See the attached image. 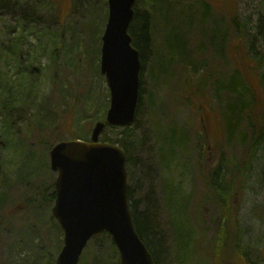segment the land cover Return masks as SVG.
<instances>
[{"label": "rangeland", "instance_id": "rangeland-1", "mask_svg": "<svg viewBox=\"0 0 264 264\" xmlns=\"http://www.w3.org/2000/svg\"><path fill=\"white\" fill-rule=\"evenodd\" d=\"M206 1L213 8L197 6L195 0L185 1L183 11L177 10L183 13L175 28L184 39L185 56H191L192 47L199 75L191 76V66L177 56L170 63L168 49L160 46L162 38L154 34V46L166 52V65L170 68L167 66V77H161L153 68L152 57L147 58L141 72L140 107L127 132H132L131 161L126 166L128 184L138 208L145 207L140 201L151 192L149 198L155 203L153 221L164 238L161 264H214V251L216 264L225 262L230 255L225 247L217 242L211 248L219 230L220 211L203 175L204 171L213 174L220 153L232 159L248 152L246 121L240 122L239 131L229 137L216 110L220 103L225 105L226 93L219 92L221 99L217 102L213 86L214 80L226 81L239 67L248 72L252 63L241 53L246 48L250 51L252 46L255 49L253 44L257 42L252 43L247 36L237 37L234 28L223 19L236 11L240 15L262 11L264 2L259 8L260 0ZM89 2L94 7L88 13ZM190 2V15L202 25L194 23L191 27L186 13ZM135 7L138 13L142 11L138 0ZM106 18L105 0H0V194L6 197L0 210V264H37L41 262L38 257L46 252L55 264L63 233L55 229L52 204L43 201L39 190L46 189L56 178V172L49 167L52 145L70 136L88 139L94 123L104 117L109 107V90L99 73ZM222 36L227 41L219 48ZM208 70L212 79L207 77ZM202 77L207 80L206 86ZM198 81L205 93L192 90L191 82L195 87ZM4 106L14 108L10 122L3 121ZM121 131L122 128L108 126L100 139L119 138ZM198 132L203 148L208 149L204 171L196 158ZM255 155L253 165L243 171V178H236L235 183L244 179L246 184L233 214L245 228V239L259 242L264 237V211L260 209L264 208V145L257 148ZM29 160L31 164L27 166ZM222 174L217 175L219 179L226 178ZM166 180L168 188L163 190ZM172 187L177 188L176 194ZM166 193L175 201V208L179 205L174 219L185 242L183 263L173 251ZM26 197L32 200L28 210L20 203ZM33 202L36 206L42 204L41 209L36 210L35 205L31 209ZM91 241L81 255L82 260L89 258V262L90 251L94 254Z\"/></svg>", "mask_w": 264, "mask_h": 264}, {"label": "trees", "instance_id": "trees-1", "mask_svg": "<svg viewBox=\"0 0 264 264\" xmlns=\"http://www.w3.org/2000/svg\"><path fill=\"white\" fill-rule=\"evenodd\" d=\"M74 3H82L83 0H73ZM142 6V11L138 13L137 8L134 7L135 14L134 18L129 27V33L132 37V44L139 50L140 59L142 62V68L146 64V60L149 56L153 59V68H155V72L159 73L161 77H167V66L166 65V52L157 50L154 46L153 35L158 34L160 41V46L163 45L166 49H168L170 63H173L176 56L178 60L189 64L191 66V76H197L200 73V68L198 69L193 60V49L191 47V56H185V45L183 43L184 39H182L179 31H176V27L179 21V8L182 9V6L185 4V1L188 0H138ZM197 6L202 8H208V2L206 0H195ZM264 0H260L259 8H261V4ZM106 3V0H105ZM187 11L189 19H191V27L192 24L198 23V21H194V18L191 14V2L187 5ZM87 12L89 13L94 5L91 2L88 3ZM172 11H175L174 14ZM261 10V9H260ZM232 17L224 18L223 21L227 22L231 25L236 31L237 37L246 36L253 43L257 41L255 44V49L253 46L249 51L247 48L244 49L241 53V57L246 58L250 64L249 71L247 72L240 67L236 69V71L232 72L231 75L226 79V81L214 80L215 87L214 89V99H217L219 102V98L221 94L219 92H225L227 99L224 100L225 105L219 104V108H216L217 112L220 113L222 122L225 124V130L230 134H236L239 131V124L243 120L246 121V131L249 135V143L245 145V148L248 149L242 156H232V159H228L224 153H220L217 161L215 162V166L213 169V174L204 171L203 163L207 161L205 154L208 149L203 148L201 143L202 137L200 133H197L196 137V147H197V164L204 171V181L207 184L208 189L211 191L210 194L214 196V201L219 207L220 218H219V230L216 234V237L213 240L211 248L214 247V244L219 242L225 247L227 254H230L225 262L217 263V264H260L262 261L264 262V245L261 244L264 242V237L261 236L259 242H252L246 240L244 237L245 228L241 225L239 217L237 214H233V207L237 209L239 205L240 192L245 188L246 181L240 180L235 183L237 177H242L243 171L248 165L252 166V162H254L256 155L255 152L262 148L264 145V9L262 11H251L249 13H242L236 11ZM106 14V12H105ZM173 14V15H172ZM183 17L186 14H182ZM205 19V18H204ZM214 24V22L212 23ZM202 25V24H200ZM191 28V35H192ZM203 30V28H202ZM201 30V31H202ZM95 38V37H94ZM16 42H18V38H15ZM227 41L223 39V36L220 37L219 48H222ZM222 43V44H221ZM98 52V47L96 49ZM246 54V57L245 55ZM190 56V57H189ZM191 62V63H190ZM206 68V66H204ZM172 70V69H171ZM209 71L207 72V77L210 78ZM174 74V72L172 71ZM250 73V74H249ZM212 79V78H210ZM216 79V78H215ZM187 80V79H186ZM159 81V79L157 80ZM202 84L206 86L207 80H203L201 78ZM142 83V80H141ZM191 86L194 91L204 92V88L201 83L198 81L197 85L194 87L192 82ZM191 90V92H192ZM141 93V88H140ZM205 93V92H204ZM141 94L139 96V102L137 107V112L140 107ZM11 99V97H9ZM221 99V98H220ZM12 103H15L12 100ZM214 108V105H212ZM14 109V108H12ZM8 107H2L4 119L3 121L11 120V114ZM137 115V114H136ZM136 121V120H135ZM3 123V122H1ZM130 128L122 129V136L116 139H109L103 136L101 139L105 142L117 143L119 146L123 148L126 153V166L131 161V156L129 152V139L132 136V132L128 134ZM187 137V136H186ZM72 139L75 136L71 137ZM60 140V139H59ZM246 140V139H245ZM184 148L185 146H182ZM174 152V150H173ZM173 154L172 156H174ZM30 161H27V166H30ZM264 165V162H262ZM1 167V164H0ZM226 176V178L222 177L218 178L217 175ZM231 173V174H230ZM243 178V177H242ZM25 179V178H24ZM2 180V178H1ZM0 180V187L2 185ZM167 180L163 182L162 189L165 190L168 188L166 184ZM3 186V185H2ZM46 189L43 187L40 188L39 194L42 195L43 201H46L48 204H52L55 196L53 182L51 184H47ZM174 194H176V187H172ZM45 190H49L46 194ZM151 192L146 194L145 199L139 200L145 207L138 208L136 202L133 201L130 188L128 187V204L129 209L132 215V220L134 227L139 235V238L143 241L147 249L152 255L154 264H161V254L163 252V240L164 238L159 234L155 221L153 218V209H154V201H151L149 195ZM148 195V196H147ZM165 202L166 208L168 210V215L171 223L172 236L174 238V247L173 251L176 259L183 263L184 250L186 249L185 242L181 239L177 229L176 222L174 219L175 213L179 211V205L175 208L174 202L169 197V193L165 194ZM6 197L0 194V210L4 206V201ZM31 198L26 197L23 200H20L21 204H25L26 210H28L29 203H31ZM36 206L34 202L31 205V209L33 206ZM42 204H38L36 206V210L41 209ZM264 211V208H260ZM53 221V225L56 230H59L58 225ZM42 234V232H41ZM91 244L94 248V254H92V260L89 262V258L82 260L80 259L79 264H119V255L116 246L114 245L111 237L108 234H102L99 237L92 238ZM33 245V244H32ZM261 245L263 248H261ZM259 247V248H258ZM262 250V254L258 253V250ZM212 258H214V264H216L215 259V251L211 252ZM183 255V257H182ZM233 257H237L234 259ZM41 262H37V264H52L53 260L51 259V254L42 253L39 257Z\"/></svg>", "mask_w": 264, "mask_h": 264}, {"label": "water", "instance_id": "water-1", "mask_svg": "<svg viewBox=\"0 0 264 264\" xmlns=\"http://www.w3.org/2000/svg\"><path fill=\"white\" fill-rule=\"evenodd\" d=\"M135 1L107 0L99 67L110 95L104 119L94 124L89 141H60L49 152L57 172L51 211L63 233L55 264H78L88 241L103 233L111 236L120 264H154L129 210L126 154L99 141L106 125L128 127L136 117L142 63L129 33Z\"/></svg>", "mask_w": 264, "mask_h": 264}]
</instances>
